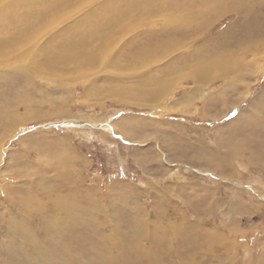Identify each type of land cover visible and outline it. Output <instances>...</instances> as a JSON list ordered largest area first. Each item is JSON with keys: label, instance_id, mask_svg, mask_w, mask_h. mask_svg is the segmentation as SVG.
Wrapping results in <instances>:
<instances>
[{"label": "rangeland", "instance_id": "rangeland-1", "mask_svg": "<svg viewBox=\"0 0 264 264\" xmlns=\"http://www.w3.org/2000/svg\"><path fill=\"white\" fill-rule=\"evenodd\" d=\"M133 1L58 6L32 56L125 15L58 76L0 61V264H264V0Z\"/></svg>", "mask_w": 264, "mask_h": 264}, {"label": "bare ground", "instance_id": "bare-ground-1", "mask_svg": "<svg viewBox=\"0 0 264 264\" xmlns=\"http://www.w3.org/2000/svg\"><path fill=\"white\" fill-rule=\"evenodd\" d=\"M40 1L42 0H28V1L27 0H0V61L6 62L10 59V57L21 59L25 57L26 55H29L28 57H31L32 59L30 62H28V64H25L24 68L26 70L30 68L33 71L39 72V73H42L43 71L45 72L47 70L53 76L54 75L58 76V74L62 73L63 70H66L67 68H69L72 62L79 65L78 62L81 56H84V55L91 56L92 55L91 46L93 44H96L97 46H101V45L109 44L113 41L115 42V39L118 37V35H120V33L124 29L123 24L120 23L123 19L122 15L125 16L124 12H122L123 14H120V16H118L117 18L115 19L113 18L114 21L113 20H102V19H97L95 21H87L86 19H82L80 20V22L89 23V24H92L93 26L98 23V25L90 29L86 28L84 30L85 32L89 33L88 38H86L85 40H82L80 42H71L69 44H66L59 50L55 48L48 49L49 43L52 41L50 39V33L48 30L49 34L45 35V38L43 35V39L45 40L43 46L41 47L39 46L38 49L42 50V52H44V55L47 54L51 58L47 56L45 61L41 62V59L43 57H39V51L37 47L35 46V49L33 50L34 51L33 56H32L33 52L28 53L27 48L32 46L31 43L34 38H37L39 35L45 34L48 27L52 23L60 19L61 12L57 10L58 6L65 5L66 7L62 9L63 12L65 13L68 6H70L68 3H79V2L88 3L89 0H55V1H51L47 8H41V9L38 7V4H40ZM167 1L168 2L166 3V5L170 2L169 0ZM129 3H131V1ZM139 4L138 5L134 4L136 6L135 8L132 7V9H134V11L140 10ZM100 7L101 6H98L97 9H100ZM122 9H119V10L122 11ZM166 11L167 10H165V12ZM149 14L151 15V13ZM153 15L154 13L152 14V16ZM98 33L100 34L102 33V34L98 36L97 35ZM37 64H39V66L36 68L35 65ZM74 68L77 72L80 71L78 68L76 67ZM67 73L69 74V71H67ZM47 75L48 74H46V76ZM49 78H52V76H49ZM22 234L26 238H29V234H27L26 232ZM31 236L33 237L32 234ZM32 237L30 239H32Z\"/></svg>", "mask_w": 264, "mask_h": 264}, {"label": "water", "instance_id": "water-1", "mask_svg": "<svg viewBox=\"0 0 264 264\" xmlns=\"http://www.w3.org/2000/svg\"><path fill=\"white\" fill-rule=\"evenodd\" d=\"M75 123V122H74ZM77 123V122H76ZM78 124H81V122H78Z\"/></svg>", "mask_w": 264, "mask_h": 264}, {"label": "snow or ice", "instance_id": "snow-or-ice-1", "mask_svg": "<svg viewBox=\"0 0 264 264\" xmlns=\"http://www.w3.org/2000/svg\"><path fill=\"white\" fill-rule=\"evenodd\" d=\"M233 115H235V112H233Z\"/></svg>", "mask_w": 264, "mask_h": 264}]
</instances>
